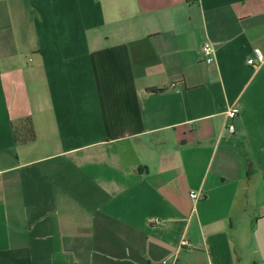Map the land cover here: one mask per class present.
Segmentation results:
<instances>
[{"label": "crops", "instance_id": "0c3cea01", "mask_svg": "<svg viewBox=\"0 0 264 264\" xmlns=\"http://www.w3.org/2000/svg\"><path fill=\"white\" fill-rule=\"evenodd\" d=\"M254 50L264 0H0V264H264Z\"/></svg>", "mask_w": 264, "mask_h": 264}, {"label": "built area", "instance_id": "2783aa9c", "mask_svg": "<svg viewBox=\"0 0 264 264\" xmlns=\"http://www.w3.org/2000/svg\"><path fill=\"white\" fill-rule=\"evenodd\" d=\"M199 51L201 58L204 60V62H206L207 64L215 63V54L211 43L204 42L200 47ZM253 55L254 58L248 59L246 61V64L255 69L264 67V56L258 50H254ZM223 115H224L223 129L226 130L228 133L232 134L234 131V127L231 122L238 115V108L235 106L229 107L225 110ZM189 197L193 202H197L200 200L201 194L197 191H191L189 192ZM183 247H189V244L185 239H181L179 242V248H183ZM162 264H166V262H162Z\"/></svg>", "mask_w": 264, "mask_h": 264}]
</instances>
